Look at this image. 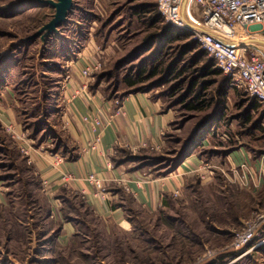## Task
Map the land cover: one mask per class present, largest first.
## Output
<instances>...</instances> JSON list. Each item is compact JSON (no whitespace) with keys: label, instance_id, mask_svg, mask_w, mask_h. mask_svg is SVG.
<instances>
[{"label":"rangeland","instance_id":"374dc122","mask_svg":"<svg viewBox=\"0 0 264 264\" xmlns=\"http://www.w3.org/2000/svg\"><path fill=\"white\" fill-rule=\"evenodd\" d=\"M45 1L57 3L0 0V93L6 97L0 104L13 109L29 151L64 155L61 92L76 61L87 58L99 64L87 79L89 94L119 109L126 96L145 93L168 117L159 151L127 148L118 158L152 177L175 173L189 154L200 163H187L184 188L163 197L157 211L126 199L122 228L104 227L73 199L67 215L77 236L57 249L50 243L55 226L44 224L47 214L38 204L40 179L28 172L31 163L0 123V180L7 189L0 203V264H264V224L242 257L231 246L264 210V184L240 190L223 171L234 151L264 160L262 111L243 92L229 88L220 96L224 76L207 73L211 58L188 32L169 28L157 0H72L66 24L49 35L45 28L56 8ZM255 36L250 48L264 56V35Z\"/></svg>","mask_w":264,"mask_h":264},{"label":"crops","instance_id":"0c3cea01","mask_svg":"<svg viewBox=\"0 0 264 264\" xmlns=\"http://www.w3.org/2000/svg\"><path fill=\"white\" fill-rule=\"evenodd\" d=\"M133 1L137 0H130ZM86 60L82 58L76 61L72 75L67 78L61 92L65 104L61 121L68 140L64 146V155L40 149L30 150L28 160L31 165L29 170L26 169L34 173L41 183L47 182V190L43 187L41 191L44 195L39 198L42 204H38L47 214L44 224L49 221L51 226H55L50 243L57 249L67 247L69 240L77 236L74 223L67 215L68 208L72 209L73 199L80 201L79 206L86 216L99 220L104 227L112 224L122 228L128 225L125 216L128 205L126 199L132 200L141 210L157 211L163 197L184 188V180L190 171L187 163H200L194 154H189L185 157L188 162L178 165L175 173L152 177L143 173L133 162L118 158V152L127 148L133 152L145 148L159 151L168 117L160 112L159 105L145 93L126 96L121 101L120 114H116L118 109H115L111 100L106 101L98 94L80 91L77 97L72 98L74 92L81 90L80 86L84 82L81 74L76 71L80 61L85 67L92 61ZM4 97L0 93V99ZM88 114H95L103 122L102 140L95 153L88 148L94 136L82 120ZM0 117L2 127L14 124L18 129L11 107L0 104ZM56 158H61L62 162L57 164ZM226 160L229 169L223 171L240 190H250L252 187L258 189L264 184L263 159L251 160L244 151L239 150L229 153ZM20 172L24 174V170ZM63 174L70 175V178L62 179ZM89 175L103 184L105 192L102 195H96L94 186L87 180ZM136 181H143L140 189L136 187ZM126 187L129 188L128 192ZM5 190L0 180V203L3 202Z\"/></svg>","mask_w":264,"mask_h":264},{"label":"built area","instance_id":"2783aa9c","mask_svg":"<svg viewBox=\"0 0 264 264\" xmlns=\"http://www.w3.org/2000/svg\"><path fill=\"white\" fill-rule=\"evenodd\" d=\"M185 1L157 0L161 19L170 27L188 32L201 50L213 60L214 67L224 76L228 87L243 92L249 99L257 102L264 115V56L244 42L255 35H264V0H189L188 10L183 13ZM254 28L255 32L249 33V29ZM98 68L99 64L92 60L81 70L84 82L80 86L81 90L74 92L72 98L77 97L80 91L88 92L87 79ZM116 114H120V109ZM82 120L94 136L88 148L95 153L102 140L103 122L95 114H88ZM3 128L18 143L20 152L28 159V141L24 134L14 124H5ZM61 162V158H56L57 164ZM30 163L28 160V164ZM69 178L68 174L62 176V179ZM87 180L94 186L96 195L105 192L103 184L96 177L89 175ZM142 182L134 183L140 189L144 184ZM41 185L46 191L47 182L44 181ZM126 191L129 188L126 187ZM177 193L173 195L176 196ZM263 224L264 210L259 211L252 222L235 234L231 246L234 252L239 253V258L244 254V249L260 236L259 227Z\"/></svg>","mask_w":264,"mask_h":264},{"label":"water","instance_id":"95a60500","mask_svg":"<svg viewBox=\"0 0 264 264\" xmlns=\"http://www.w3.org/2000/svg\"><path fill=\"white\" fill-rule=\"evenodd\" d=\"M44 3L56 8V15L54 21L51 24L47 25L45 28L48 29L46 35H49L51 33H55L60 26L66 23L67 17L72 13L74 6L72 0H57V3L55 4L48 1H45ZM194 134L187 142V145H189V143L192 141Z\"/></svg>","mask_w":264,"mask_h":264},{"label":"trees","instance_id":"16d2710c","mask_svg":"<svg viewBox=\"0 0 264 264\" xmlns=\"http://www.w3.org/2000/svg\"><path fill=\"white\" fill-rule=\"evenodd\" d=\"M169 28H171L170 26H169ZM172 29V31L174 30L175 32H182L181 30H178V29H175V28H171ZM177 36V35H176ZM178 37V36H177ZM204 53L202 52V55H203ZM206 69H210L207 73H211V74H213V75H218V76H221V72L219 71V70H217L215 67H214V62H213V60L211 59V60H208V62L206 63V67H205ZM220 83H222V88L219 90V92H220V96L221 97H223V96H225V94H226V89L228 90V84L226 83V79L223 77V78H221V82ZM128 85H133L134 83L133 82H128L127 83ZM224 99V98H223ZM253 101V100H252ZM254 102V104H255V106H257L258 107V104H257V102H255V101H253ZM218 106V105H217ZM188 107V109H194V108H196V106H190V105H188L187 106ZM259 108V107H258ZM202 126H203V123L201 124V125H199V128H202ZM199 128L197 129V130H199ZM196 130V131H197ZM193 140V139H192ZM187 144L188 143H185V147L187 146Z\"/></svg>","mask_w":264,"mask_h":264},{"label":"bare ground","instance_id":"6f19581e","mask_svg":"<svg viewBox=\"0 0 264 264\" xmlns=\"http://www.w3.org/2000/svg\"><path fill=\"white\" fill-rule=\"evenodd\" d=\"M186 2V1H185ZM185 2H184V4H185ZM184 6V5H183ZM244 42H246L245 44L247 45V46H251V47H254V45L256 44V43H258L257 42V39H256V36H254V38H252V39H247L246 41H244ZM256 42V43H255Z\"/></svg>","mask_w":264,"mask_h":264}]
</instances>
